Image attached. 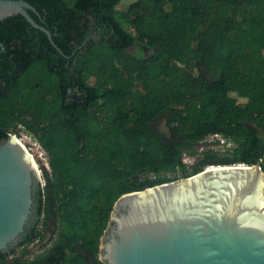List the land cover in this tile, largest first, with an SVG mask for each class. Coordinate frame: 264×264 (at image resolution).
<instances>
[{"label":"trees","instance_id":"trees-1","mask_svg":"<svg viewBox=\"0 0 264 264\" xmlns=\"http://www.w3.org/2000/svg\"><path fill=\"white\" fill-rule=\"evenodd\" d=\"M26 1L61 51L21 14L0 19V140L23 129L50 170L0 264H108L101 237L123 194L211 165L264 171V0ZM215 133L230 146L188 165Z\"/></svg>","mask_w":264,"mask_h":264},{"label":"water","instance_id":"water-1","mask_svg":"<svg viewBox=\"0 0 264 264\" xmlns=\"http://www.w3.org/2000/svg\"><path fill=\"white\" fill-rule=\"evenodd\" d=\"M26 0H0V19L29 12ZM0 45L4 48L3 43ZM159 183L120 196L101 237L108 264H264V171L244 163ZM209 167V166H208ZM41 170L14 134L0 140V251L16 246L36 207Z\"/></svg>","mask_w":264,"mask_h":264},{"label":"rangeland","instance_id":"rangeland-1","mask_svg":"<svg viewBox=\"0 0 264 264\" xmlns=\"http://www.w3.org/2000/svg\"><path fill=\"white\" fill-rule=\"evenodd\" d=\"M133 0H121L120 3L117 5L118 9H126L127 6L132 2ZM235 22H232L230 26H234ZM213 32V31H212ZM86 77L89 79L91 78L90 75L86 74ZM20 138H22L23 142L27 145L29 148V151L33 154L35 157L38 167L41 170V187H44L46 184V178L44 175V168L50 170L49 167V156L47 151L39 144L37 139L33 137L31 134L25 132L23 129L20 130L18 134H16ZM219 141V142H218ZM230 146L229 144H223L218 138L214 135H209L206 139L202 140L196 147V152L194 154L185 153L184 154V161L190 165L193 162L198 159V157L202 156V153L206 151L209 148H213L217 151H224ZM52 228L51 226H47L44 229V236L41 240H36L34 243L30 244L29 247L31 248V256L36 255L42 251H44L47 247H49V237L52 234ZM47 235V236H46Z\"/></svg>","mask_w":264,"mask_h":264},{"label":"bare ground","instance_id":"bare-ground-1","mask_svg":"<svg viewBox=\"0 0 264 264\" xmlns=\"http://www.w3.org/2000/svg\"><path fill=\"white\" fill-rule=\"evenodd\" d=\"M28 154H29V157L33 160V162L38 166L35 157L33 156V154L29 150H28ZM224 167L225 166H223V165H211V166L207 167V169L208 170H216V169H223ZM226 167H236V166H226Z\"/></svg>","mask_w":264,"mask_h":264},{"label":"built area","instance_id":"built-area-1","mask_svg":"<svg viewBox=\"0 0 264 264\" xmlns=\"http://www.w3.org/2000/svg\"><path fill=\"white\" fill-rule=\"evenodd\" d=\"M16 135V134H14ZM214 136H216L218 138V140H220L223 144H229V142L226 141V139L219 133H215V134H212ZM17 136V135H16ZM22 142V138H20L19 136H17ZM219 142V141H218ZM24 143V142H23ZM40 144V143H39ZM24 145L26 146V148L29 150V148L27 147V145L24 143Z\"/></svg>","mask_w":264,"mask_h":264},{"label":"flooded vegetation","instance_id":"flooded-vegetation-1","mask_svg":"<svg viewBox=\"0 0 264 264\" xmlns=\"http://www.w3.org/2000/svg\"><path fill=\"white\" fill-rule=\"evenodd\" d=\"M34 198L36 200V190H35V194H34ZM36 207L35 209L33 210V214H32V218H31V222L33 223L35 220H36Z\"/></svg>","mask_w":264,"mask_h":264}]
</instances>
